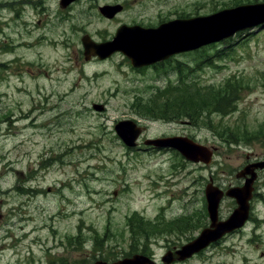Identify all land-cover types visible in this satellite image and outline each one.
Instances as JSON below:
<instances>
[{
  "label": "rangeland",
  "instance_id": "1",
  "mask_svg": "<svg viewBox=\"0 0 264 264\" xmlns=\"http://www.w3.org/2000/svg\"><path fill=\"white\" fill-rule=\"evenodd\" d=\"M59 1L0 0V190H6L0 195V245L8 246L0 248V262L92 264L91 239L104 238L106 230L103 243L110 253L136 252L150 240L130 238L125 231L121 241L122 230L130 222L137 228L140 217L154 227L180 217L198 233V226L209 223L203 210L208 179L224 190L242 186L236 174L264 159V132L248 140L239 139L238 132L264 124V28L245 31L241 36L251 34L245 41L234 36L229 44L175 55L174 70V64L134 69L120 53L85 60L81 37L108 41L122 24L156 26L160 19L205 16L263 0H77L66 9ZM116 3L124 11L102 19L96 7ZM210 48L230 54L213 58L211 65L193 63L198 51L207 54ZM177 65L189 81L220 85L236 76L248 87L232 113L213 114L199 126L142 116L134 100L174 83ZM191 69H197L195 75ZM94 104L103 110H94ZM123 120L143 128L134 148L125 147L114 132ZM162 136L188 137L212 149V161L193 164L175 151L143 146L144 139ZM255 172L249 221L238 237L226 241L233 252L207 264H264V170ZM235 207L224 198L219 219ZM154 234L149 239L161 248L173 235L161 227Z\"/></svg>",
  "mask_w": 264,
  "mask_h": 264
},
{
  "label": "water",
  "instance_id": "2",
  "mask_svg": "<svg viewBox=\"0 0 264 264\" xmlns=\"http://www.w3.org/2000/svg\"><path fill=\"white\" fill-rule=\"evenodd\" d=\"M74 0H61L62 7ZM120 10L117 6H105L100 8L101 13L108 18L114 16ZM264 23V4L239 6L224 10L205 17H195L184 20H173L161 24L156 28L143 29L139 26H121L112 41L96 44L88 36L82 38L85 60L90 56H98L100 59L120 51L126 55L132 67H141L167 58L170 55L188 52L198 49L210 42L218 41L232 36L238 31L250 29ZM222 30V31H221ZM97 111H102L103 106L94 105ZM116 134L128 147L135 146V141L142 129L136 127L132 121H120L114 126ZM146 145L157 148H173L187 160L208 164L212 158V151L201 146L186 137H165L146 140ZM264 169V160L247 165L239 173L237 178H245L244 185L238 188H230L222 192L209 183L205 189L207 213L210 227L203 230L200 236L192 243L184 246L178 260H182L194 252L216 241L223 234L240 228L248 216L249 200L252 197V184L256 178L255 170ZM234 198L237 208L224 221L218 220V206L223 196ZM140 256L124 259L116 264H142ZM94 264H104L97 261Z\"/></svg>",
  "mask_w": 264,
  "mask_h": 264
},
{
  "label": "trees",
  "instance_id": "3",
  "mask_svg": "<svg viewBox=\"0 0 264 264\" xmlns=\"http://www.w3.org/2000/svg\"><path fill=\"white\" fill-rule=\"evenodd\" d=\"M247 34L241 36V33H239L238 37L240 36V40L245 41L247 40L246 37L251 35L250 33ZM215 47L217 46L215 45ZM211 49L207 54L204 50L198 51L193 63L197 66L206 63L211 65L213 58L220 60L230 54L228 50L222 52V50L215 49L210 52ZM177 66L178 78L174 83L164 89L156 88L150 97L147 95L134 100L132 104L138 106L142 116L148 117L150 120H162L164 122L185 119L189 125L199 126L205 123L213 114L226 115L232 113L236 109L242 91L248 87L236 76L227 78L220 85H202L194 78L189 81L188 73L183 72L179 65ZM196 71L197 69H191L193 75ZM244 131H238L239 139L248 140L251 137L262 136L264 124L254 132ZM231 134L232 132L227 133V135ZM136 215V213L133 214L134 217ZM133 216L130 218L131 220H134ZM140 218V221L137 222L143 226V230L148 234V224L142 221V217ZM132 232L135 233L136 228L133 227Z\"/></svg>",
  "mask_w": 264,
  "mask_h": 264
},
{
  "label": "flooded vegetation",
  "instance_id": "4",
  "mask_svg": "<svg viewBox=\"0 0 264 264\" xmlns=\"http://www.w3.org/2000/svg\"><path fill=\"white\" fill-rule=\"evenodd\" d=\"M72 5V4H70ZM69 5V6H70ZM71 7V6H70ZM124 11V7L122 5V10L121 12ZM39 13L45 15L46 11L41 8ZM121 14V13H120ZM17 15H15L16 17ZM1 20V17H0ZM0 37H1V33H0ZM5 43L7 44V46H10V43L8 41H5ZM8 48V47H5ZM3 48V49H5ZM1 50V49H0ZM173 64L172 61H170L168 63V65L165 64V61L158 64V66L160 65L161 67H169ZM1 192V190H0ZM206 213V211H205ZM1 218V215H0ZM176 222H170L168 224H161L159 223V225H155L154 227V223H146L148 224V227H150L149 229V233L146 234L145 231L143 230V226L138 223L136 231L143 235V236H138L136 234H134L131 231V228L134 226L133 223H129L127 224L126 228L124 230H122V239L121 241H123V237H124V232L128 231L130 234V238L132 237H138L139 239H147V242H149L150 240V244L147 246H145L144 244L140 247V250L134 252L133 249H129L128 251H126L125 253H110L111 247L106 246L103 241L104 238H106L108 236V231L106 230V234L103 237L98 236V235H94L93 238L91 239L92 241V247H91V251L94 253V261L95 260H100L102 261L104 264H115L116 262L123 260V259H130L136 256H140L142 258L141 263L142 264H184L186 262H189L191 260H200L201 264H207L209 262L212 261V258L215 256H220L223 252L225 251H231L233 252L232 246H230L229 244L226 243V241L228 239H233L239 236V232L241 231V229H237L234 230L232 232H229L227 234H225L224 236H222L219 240L210 243L206 248L199 250L193 254H191L189 257H186L182 260H177L178 257H181V254H179V252L181 251V249L190 244L191 242H193L195 240V238L199 235V233L201 231H203L204 229L208 228V224H203L198 226V233L196 234H192V226L188 225V224H181L183 222H185L186 220L180 219V217L178 218V220H175ZM156 227H161V231L162 232H167L173 235L169 236V238H164V244L162 245V248L157 246L156 243L154 242V239H149L150 237L155 236L154 234V229H156ZM153 240V242L151 241ZM100 245L101 248H100ZM105 245V246H104ZM152 245V247H151ZM15 246V242H12L11 247ZM8 247L7 245L4 246L0 245V248H5ZM104 247H106L104 249ZM151 247V248H150ZM149 248V249H148ZM222 248V249H220ZM156 249H163L164 254L163 256H158L156 257ZM13 253L15 254V251H13ZM1 254V251H0ZM32 259V257H31ZM164 259V260H163ZM1 261V259H0ZM0 264H15V263H11V262H0ZM17 264V263H16ZM23 264H34L32 261L30 262H26L23 261ZM35 264H39V263H35ZM46 264H59L58 262L53 263V262H49L47 260Z\"/></svg>",
  "mask_w": 264,
  "mask_h": 264
}]
</instances>
